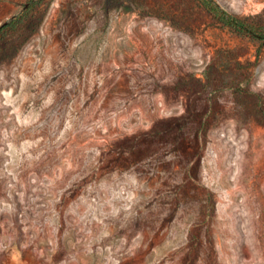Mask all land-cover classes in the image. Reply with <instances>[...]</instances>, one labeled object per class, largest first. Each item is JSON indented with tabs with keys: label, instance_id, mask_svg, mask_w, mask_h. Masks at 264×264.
Wrapping results in <instances>:
<instances>
[{
	"label": "rangeland",
	"instance_id": "rangeland-1",
	"mask_svg": "<svg viewBox=\"0 0 264 264\" xmlns=\"http://www.w3.org/2000/svg\"><path fill=\"white\" fill-rule=\"evenodd\" d=\"M213 1L264 25V0ZM15 17L0 264H264L262 38L203 0H0ZM188 111L182 154L148 139Z\"/></svg>",
	"mask_w": 264,
	"mask_h": 264
},
{
	"label": "trees",
	"instance_id": "trees-1",
	"mask_svg": "<svg viewBox=\"0 0 264 264\" xmlns=\"http://www.w3.org/2000/svg\"><path fill=\"white\" fill-rule=\"evenodd\" d=\"M203 4L211 13L217 16L223 24L229 25L241 33L259 37L264 40L263 24H259L248 17L238 16L222 8L213 0H203ZM20 21V18L15 17L8 22H4L0 26V36L15 28ZM192 119H194V117H191L190 111L176 117L159 119L153 126V131L148 139H153V144L165 140V142L169 144L168 146L172 147L175 145L180 155L182 154L181 151H184L186 148V141L188 139L191 140L197 130L191 123ZM164 124H167L166 127ZM187 166L188 173H190L192 169H196L197 163L190 162Z\"/></svg>",
	"mask_w": 264,
	"mask_h": 264
}]
</instances>
